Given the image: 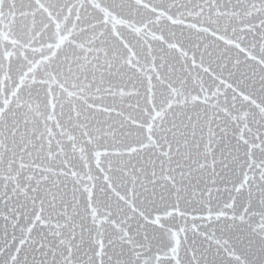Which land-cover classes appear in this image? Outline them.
Listing matches in <instances>:
<instances>
[{
  "label": "snow or ice",
  "instance_id": "obj_1",
  "mask_svg": "<svg viewBox=\"0 0 264 264\" xmlns=\"http://www.w3.org/2000/svg\"><path fill=\"white\" fill-rule=\"evenodd\" d=\"M0 264H264V0H0Z\"/></svg>",
  "mask_w": 264,
  "mask_h": 264
}]
</instances>
